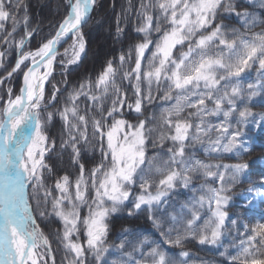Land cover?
<instances>
[{
	"label": "snow or ice",
	"instance_id": "snow-or-ice-1",
	"mask_svg": "<svg viewBox=\"0 0 264 264\" xmlns=\"http://www.w3.org/2000/svg\"><path fill=\"white\" fill-rule=\"evenodd\" d=\"M97 3L64 0L66 11L55 31L31 48L37 29L30 27L27 0H0V44L6 46L0 68L16 53L0 87L22 76L18 90L8 86L0 94V264H56L53 236L64 264H90L89 256L94 264H106L108 219L130 197L128 214L147 210L160 239L144 236L132 251H124L122 240L123 258L112 264H198L185 250L193 240L215 248L227 264H264V217L249 224L230 215L231 193L250 177L249 164L220 162L224 154L240 158L250 152L244 130L250 122L264 123V113L257 116L249 107L264 91V30L252 31L264 20L238 10L237 0H140L135 27L140 38L60 101L62 90L52 80L55 66L67 86L68 66L86 53L83 26ZM131 10L129 0L117 17V38L124 32L120 20L127 22ZM229 15L243 31L223 23L221 17ZM254 66L258 79L245 85L242 74ZM56 118L60 153L70 149L78 174L58 176L52 187L46 179L53 175L57 140L49 126ZM149 141L154 148L169 142L167 159L159 153L149 157ZM197 144L205 159L189 153ZM89 146L98 148L100 160L86 168L82 152ZM194 178L203 180L193 189L198 196L179 212L156 214L178 184L188 188ZM248 182L240 206L264 205V174L258 184ZM49 217L60 224L51 235L38 222ZM232 230L238 243L225 246Z\"/></svg>",
	"mask_w": 264,
	"mask_h": 264
},
{
	"label": "trees",
	"instance_id": "trees-1",
	"mask_svg": "<svg viewBox=\"0 0 264 264\" xmlns=\"http://www.w3.org/2000/svg\"><path fill=\"white\" fill-rule=\"evenodd\" d=\"M28 12L31 19L30 27L37 29L33 37L29 41V47L35 48L41 41L49 37L50 33L55 31V26L63 19L65 14L64 0H27ZM140 0H131L132 10L128 14L127 22L124 19L120 20V26L124 28V32L117 38L116 26L117 17L121 16L122 11L129 5V0H98V3L91 14V19L83 26V33L86 40V53L82 55L81 60L68 67L67 74V86L62 81L65 79L61 75L62 69L59 64L55 66L54 75L52 77L53 83H57L62 90L60 101L67 95V91L72 87L78 86L79 82L86 77L91 76L93 79L102 70L103 66L109 59H114L119 56L120 52L126 51L130 44L139 39V35L135 32V27L139 23L136 17V10L139 7ZM238 10L247 9L254 13L258 18L264 20V7L261 6V0H237ZM224 24L229 28L244 29L238 23L235 15H229L221 17ZM264 30V23L258 24L252 29L253 32H260ZM19 37L17 36V39ZM5 45L0 44V51L5 49ZM16 53L13 50L3 61L4 67L0 68V76L6 75V72L11 70L14 65ZM243 75V83L255 82L258 79L257 67L247 70ZM22 76L19 74L14 75L12 80L8 84H12L14 90H18L21 83ZM6 84L4 87H0V94L6 91ZM50 90L51 85L47 86ZM3 91V92H2ZM162 103L158 98L156 104ZM59 107V102L56 105ZM83 107V105H82ZM251 109L264 110V91H261L259 95L254 97L249 102ZM49 110H54L50 108ZM150 108L146 110L145 115L152 111ZM264 112V111H263ZM158 114V112H157ZM127 118L135 122L134 114H130ZM50 134L57 140V150L52 154L50 163L53 166V175L47 177L46 184L54 187L55 179L65 173L69 174L71 178H75L78 174V169L70 162L69 152L70 149L65 150L62 154L59 150V136L61 133V122L59 118L54 119L53 123L49 126ZM245 131V138L250 142H254L257 146L262 144L263 138H258V135L262 133V130H257V133H251L249 130ZM170 146L169 142H166L164 147H153L151 141H149L147 148V155L152 157L154 154L159 153L162 159H167V148ZM261 146H264L263 144ZM189 153H195L197 158L205 159L204 153L200 145H190L188 149ZM231 157V158H229ZM100 160V152L98 148L92 149L90 146L86 147L82 152V162L85 163L86 168H91L95 163ZM222 163H237L247 162L249 164V172L251 173L249 178H242L243 182L234 189L231 195L233 196V207L230 209V215L235 213L233 218L239 217L242 222L255 223L264 217V205H257L254 208L241 207L240 193L247 189L250 185L248 180L250 179L254 183L260 182L261 174H264V161L258 157H249L243 154L238 158L234 154H224V157L220 160ZM203 183L202 179L194 178L192 184L188 188H184L178 184L177 187L169 193L167 198V204L163 205L161 209L156 213L161 214L165 210L167 213L179 212L181 206L189 202L194 196H198L199 192L193 191L194 188L198 189L200 184ZM132 189H139L138 185ZM134 193V192H133ZM53 195H56L55 191ZM33 207H35V201H32ZM132 200L125 202L119 210L110 215L108 219L109 233L107 243L109 245V252L105 256L106 264H112L113 260H120L123 258L122 252L118 249V245L122 240H126L127 244L124 251H132L133 245L138 239H142L147 236L150 240H159V234L156 229L153 228L151 221L148 219L147 210H141L133 215H129L130 206ZM51 204L48 205L50 211ZM186 211V210H185ZM206 211V210H205ZM86 212V209H85ZM41 227L47 234H53L56 229L60 227L59 222L55 217H49L44 221H38ZM231 227V226H229ZM127 230V231H125ZM242 230V229H241ZM54 255L56 257V264H64L63 257L64 252L62 249H57L54 236L52 237ZM234 243H238L236 239V232L232 230L226 233L224 239V245L229 246ZM166 248L169 246L165 245ZM147 249H145L146 251ZM185 250L190 251L193 254V258L197 259L198 264L203 261L204 264H227L223 257H220L217 250L211 246L199 245L196 241H189L185 244ZM223 248L220 249L222 251ZM233 251L232 248H229ZM171 253H178L180 249L169 248ZM137 258L138 255H137ZM90 264L92 262L91 256H89Z\"/></svg>",
	"mask_w": 264,
	"mask_h": 264
},
{
	"label": "rangeland",
	"instance_id": "rangeland-1",
	"mask_svg": "<svg viewBox=\"0 0 264 264\" xmlns=\"http://www.w3.org/2000/svg\"><path fill=\"white\" fill-rule=\"evenodd\" d=\"M84 39H85V37H84ZM68 43H71V41L69 40ZM64 47H67V44H64L63 46L60 47V49H59L60 53H63ZM70 66L71 65H69L68 67H70ZM8 86H11L12 87L13 85L12 84H8ZM251 110L257 116L259 114H261V113H264L263 112L264 110L261 111V109H258V110L251 109ZM245 129L246 130H249L251 133H257V130H262V133L260 135H258V138H263L262 144L264 145V123H260V122L252 123V122H250L249 125H248V127L245 128ZM245 140H246L248 146L251 148V151L248 152V153H245V155L246 156H249V157H258L259 159H261V160L264 161V146H261L262 144H260L259 146H257L254 142H251V141L249 142L246 138H245ZM138 192H139V189H132L133 196L135 194H137ZM132 199H133V197H130L129 198V200H132ZM128 201H126V202H128ZM130 208H132V204H131Z\"/></svg>",
	"mask_w": 264,
	"mask_h": 264
}]
</instances>
